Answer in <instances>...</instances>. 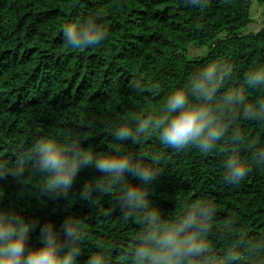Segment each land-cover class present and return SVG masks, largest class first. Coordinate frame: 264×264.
Segmentation results:
<instances>
[{"label": "trees", "instance_id": "1", "mask_svg": "<svg viewBox=\"0 0 264 264\" xmlns=\"http://www.w3.org/2000/svg\"><path fill=\"white\" fill-rule=\"evenodd\" d=\"M252 2L204 0L191 7L184 0H0V158L14 164L31 154L34 140L42 135L78 137L82 146L106 152L113 138L105 121L150 113L170 90L214 60L234 67L221 92L239 87L249 103L264 99V89L246 84L248 71L264 67V25L244 32L252 21ZM259 2L264 5V0ZM89 16L108 29V39L88 49L66 46L62 25ZM190 47L205 52L189 57ZM236 126L247 141L240 155L252 164L237 185L223 179V161L231 151L223 143L201 154L192 147L178 151L164 146L156 135L137 145L123 142L133 152L159 155L151 199L163 211L176 214L199 199L215 205L209 243L217 255L229 243L227 220L233 221V234L264 238V164L252 161L250 147H264V122L238 120ZM94 175L100 173L81 170L72 189L76 199L67 208L62 197L42 196L45 203H40V178L30 172L19 180L11 175L0 178V188L5 204L25 209L24 214L38 218L40 225L52 221L60 230L69 214L85 220L81 264L89 252L101 250L109 253L112 264H120L140 225L124 222L118 206L109 212L114 193L93 203L78 198L84 180ZM39 236L38 225L29 243L39 246Z\"/></svg>", "mask_w": 264, "mask_h": 264}, {"label": "clouds", "instance_id": "2", "mask_svg": "<svg viewBox=\"0 0 264 264\" xmlns=\"http://www.w3.org/2000/svg\"><path fill=\"white\" fill-rule=\"evenodd\" d=\"M203 2L184 0L191 7ZM108 37V29L91 16L62 25V40L72 49H88ZM233 70L231 63L214 60L193 71L183 86L170 90L163 104L150 113L133 112L123 121H105L113 138L106 152L82 146L78 137L39 136L30 155L19 157L14 164L0 158V178L11 175L19 180L30 172L40 178L36 198L40 203H45L42 196L50 200L62 197L67 208L76 199L72 189L81 170L98 171L100 175L84 180L78 198L93 203L114 193L109 212L118 206L124 222L135 220L140 225L133 246L121 254L120 264H248L249 258L252 264H264V238L233 234L232 220L225 222L228 246L222 255L215 253L209 243L216 213L211 201H191L176 214L163 211L151 199L159 177V155L133 152L123 143L130 140L137 145L156 135L164 146L178 151L192 147L201 154H209L223 143L231 147L223 161V179L231 185L241 183L252 171V164L240 155L239 149L247 146V141L236 122H264V99L249 103L239 87L221 92ZM246 84L264 89V67L248 71ZM250 147L252 161L264 164V147ZM3 193L0 188V264H81L78 257L84 253L85 220L69 214L60 230L52 221L40 225L38 218L24 214L25 209L5 204ZM38 225L39 246H32L30 236ZM83 264L112 261L109 253L101 250L89 252Z\"/></svg>", "mask_w": 264, "mask_h": 264}, {"label": "rangeland", "instance_id": "3", "mask_svg": "<svg viewBox=\"0 0 264 264\" xmlns=\"http://www.w3.org/2000/svg\"><path fill=\"white\" fill-rule=\"evenodd\" d=\"M263 9L264 5L259 2V0H253L252 6L250 9V16L252 21L250 24L244 29V32H256L261 26L264 25V17H263ZM205 52V49L199 50L193 47H190V51H188V56H199Z\"/></svg>", "mask_w": 264, "mask_h": 264}]
</instances>
